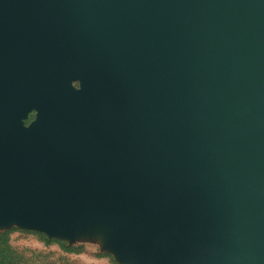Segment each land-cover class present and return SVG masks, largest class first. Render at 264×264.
Masks as SVG:
<instances>
[{"label": "water", "instance_id": "95a60500", "mask_svg": "<svg viewBox=\"0 0 264 264\" xmlns=\"http://www.w3.org/2000/svg\"><path fill=\"white\" fill-rule=\"evenodd\" d=\"M14 225L104 232L127 264H264V0H0Z\"/></svg>", "mask_w": 264, "mask_h": 264}, {"label": "rangeland", "instance_id": "374dc122", "mask_svg": "<svg viewBox=\"0 0 264 264\" xmlns=\"http://www.w3.org/2000/svg\"><path fill=\"white\" fill-rule=\"evenodd\" d=\"M0 264H127L118 261L104 232H84L73 239L50 237L17 225L0 226Z\"/></svg>", "mask_w": 264, "mask_h": 264}, {"label": "flooded vegetation", "instance_id": "af4514ba", "mask_svg": "<svg viewBox=\"0 0 264 264\" xmlns=\"http://www.w3.org/2000/svg\"><path fill=\"white\" fill-rule=\"evenodd\" d=\"M35 118V112L33 111L31 114H30V116H29V118H28V120H27V123L28 122H30L32 119H34Z\"/></svg>", "mask_w": 264, "mask_h": 264}, {"label": "trees", "instance_id": "16d2710c", "mask_svg": "<svg viewBox=\"0 0 264 264\" xmlns=\"http://www.w3.org/2000/svg\"><path fill=\"white\" fill-rule=\"evenodd\" d=\"M9 231H3L1 234H0V240L3 239V237H5V235L8 233Z\"/></svg>", "mask_w": 264, "mask_h": 264}]
</instances>
